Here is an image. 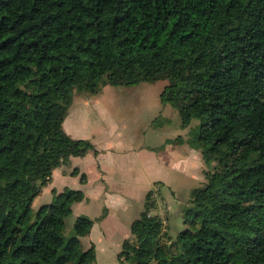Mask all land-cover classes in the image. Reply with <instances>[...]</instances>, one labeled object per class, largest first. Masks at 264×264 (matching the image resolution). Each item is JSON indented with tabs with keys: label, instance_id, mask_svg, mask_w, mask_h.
I'll return each instance as SVG.
<instances>
[{
	"label": "trees",
	"instance_id": "16d2710c",
	"mask_svg": "<svg viewBox=\"0 0 264 264\" xmlns=\"http://www.w3.org/2000/svg\"><path fill=\"white\" fill-rule=\"evenodd\" d=\"M160 80L182 126L198 120L167 143L200 151L206 182L174 240L150 190L120 264H264V0H0V264H96L81 247L95 220L67 229L84 193L34 200L57 167L97 153L64 129L76 92Z\"/></svg>",
	"mask_w": 264,
	"mask_h": 264
},
{
	"label": "crops",
	"instance_id": "0c3cea01",
	"mask_svg": "<svg viewBox=\"0 0 264 264\" xmlns=\"http://www.w3.org/2000/svg\"><path fill=\"white\" fill-rule=\"evenodd\" d=\"M141 84L146 82L133 86ZM117 88L105 85L94 95H74L64 120V129L73 138L90 140L97 153L89 151L84 156H73L68 163L57 167L51 181L33 203L35 208L49 207L56 198L54 189L58 193L65 188L81 190L84 200L73 205L71 216L77 212V216L87 215L95 220L91 232L82 238H89V247L95 245L97 258L101 246L99 242H105L103 246H112L118 251L125 239L131 237V224L142 212L150 190L156 192L167 188L171 200L175 202L177 199L181 204V197L189 200L191 191L206 182L207 168L200 151L187 143H167L172 137L166 134V125L154 127L157 116L172 113L174 107L161 103L163 106L155 108L147 103L129 115L120 107L119 114L114 111L104 114L107 94ZM92 101L98 106L93 111L90 110ZM95 112L101 119L87 115ZM174 112L175 117L179 116L177 122L181 126L178 136L188 137L198 121L193 120L183 127L179 113ZM87 117H93L94 128L102 127L103 130L92 131V125L89 127L86 123ZM75 169H79L80 173L74 174ZM82 174L86 175V181H82ZM45 192L47 197L35 206L36 200ZM104 212L105 216L98 219Z\"/></svg>",
	"mask_w": 264,
	"mask_h": 264
},
{
	"label": "rangeland",
	"instance_id": "374dc122",
	"mask_svg": "<svg viewBox=\"0 0 264 264\" xmlns=\"http://www.w3.org/2000/svg\"><path fill=\"white\" fill-rule=\"evenodd\" d=\"M167 83L168 81L166 80H160L157 82H146V84H141L140 86H136V87L134 86L133 87L129 86L126 88L119 87L113 93L107 94L108 99L105 100V103H104L105 107H107V110L104 112V114L112 112V111L117 112V114H119L120 110L118 108L120 107L124 109L125 114L129 115L136 108L142 107L144 106V104H147V103H150L151 104L150 106L156 108L158 105H162L161 103H163L161 102L162 100H161L160 94L163 88L165 87V85H167ZM76 93L84 94V93H78V92ZM84 95H88V94H84ZM94 103L95 102L92 101V104L90 105V108H92L90 109L91 111L98 108V106H95ZM171 107L173 106L171 105ZM171 111L172 113L167 112V113H163L157 116L156 120L158 121L155 122L154 120V127H162L166 125V134L174 139L176 136L180 135L181 126H178L177 121L179 119V116L178 118L175 117V112H174V111H177V113H179L178 110L176 108H173V110ZM87 115L95 116L97 117V119H101L99 113L97 112H95V114L90 113ZM87 118H88V121L86 123L89 127H91V125L94 122L93 117H87ZM94 130L95 132H100L103 130V128L93 127L92 131ZM215 168H216V163L214 162L211 168H209V170L213 171ZM46 195L47 194L45 192L42 196H40L38 200H36L34 205L37 206L39 201L43 197L45 198L47 197ZM154 198L157 202V208L154 209L153 213L161 215L164 221L163 229H162L163 236L167 240L176 239L179 233L181 232V230L184 228L182 208L189 203L190 199L186 200V197L185 198L181 197V202H182L181 204L178 203L179 201L177 199L174 202L171 200L170 193L168 192L167 188H164V187L154 192ZM77 217L78 216L76 212L74 216H69L67 219V229L70 233L73 232V227H74L75 220ZM89 242H90L89 238H86V237L82 238L81 247L83 249L89 248ZM99 244L101 246L99 245L100 246L99 257L97 258L96 264H120L119 252L121 251L122 247L118 248L117 249L118 251H116V249H114L115 247L103 246V245H106L105 242H99ZM67 264H71V263H67Z\"/></svg>",
	"mask_w": 264,
	"mask_h": 264
}]
</instances>
